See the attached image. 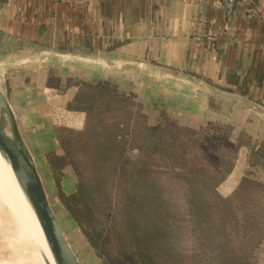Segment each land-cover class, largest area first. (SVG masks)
Masks as SVG:
<instances>
[{
  "label": "crops",
  "instance_id": "obj_1",
  "mask_svg": "<svg viewBox=\"0 0 264 264\" xmlns=\"http://www.w3.org/2000/svg\"><path fill=\"white\" fill-rule=\"evenodd\" d=\"M246 3L254 18L243 4L225 15L217 0H0L3 92L40 176L58 152L56 126L74 118L68 105L79 87L108 83L155 117L228 125L235 139L244 133L250 142L219 186L224 197L234 192L264 144V116L197 82L264 111V0Z\"/></svg>",
  "mask_w": 264,
  "mask_h": 264
},
{
  "label": "rangeland",
  "instance_id": "obj_2",
  "mask_svg": "<svg viewBox=\"0 0 264 264\" xmlns=\"http://www.w3.org/2000/svg\"><path fill=\"white\" fill-rule=\"evenodd\" d=\"M2 73L3 71H1L0 74ZM2 77L0 76V89L4 91L6 90V83ZM134 105L138 109L139 114L135 116L136 118L133 122H135L138 127L154 128L159 124V118L163 116V119L166 118V120L176 123L175 126L177 128L180 126L185 127L166 114L161 113L158 117H155L146 107L143 108L139 103L135 102ZM53 119H55L56 123L61 124L54 114ZM122 120L123 119H121V122H123ZM204 125L197 128H187L197 131ZM56 127H58V125ZM173 131L175 132L174 129ZM136 132L140 134L137 135ZM136 132H133L131 139H129L131 141L126 140L124 138L125 133L118 128L106 131L99 130L98 132L91 130L87 133V136L81 140H76L73 133L68 132L63 138L65 148L58 145L56 156L65 160L62 162V165L59 166L60 168L58 170L53 169L48 161L49 155L46 158L47 176L44 177L43 175L41 178L44 182L51 206L61 224V228L72 248L77 253L81 263L109 264L104 254L95 249L87 240L85 236L86 230H84L78 222L79 216H73L70 212L72 209H77L75 197L79 187V178L77 170L73 167L75 164L76 166L78 165L79 172L85 177V181H88V186L86 187L87 194L85 195L86 197H83V200L86 199L84 201H87V198H90V200L85 203L89 205V209H91L92 212L91 218L94 220L93 230L107 241L108 248L106 252L113 257V261L116 262L115 264H118V260L122 264H129L128 261L131 258H133V261H136L134 255L140 259L138 254L141 251H139V249L142 251H146L147 249L150 253H154V256L155 254L159 255L161 253L152 243H149L148 246H143V244L142 246L138 245L137 242L134 241V236L129 231L131 226L127 218L129 214H127L126 211H131L129 208L132 209L133 206L129 207L127 203H125V193L129 189L128 178L130 174V166H127V164L131 161H135V158L139 159L142 155V157L149 159L151 164H155L153 165V173L155 172L156 174L155 177H153V182L165 189L166 193H164V195L166 198L172 199L173 204L169 208L176 209L173 211L174 213L169 210L171 218L169 219L170 222L168 226L170 230L168 241L170 242H167V244L169 245V243L174 242L177 246L176 251L179 254L177 262L175 263L174 259V261L172 260V264H228L227 260L230 259V256H228L229 251L230 255L232 251L235 264H264V235L255 249H253L251 256L247 258L243 253V248L246 247L244 245L247 243L246 237L249 234L248 232L253 229V225L251 226V224L254 223L252 210H255L254 206H264V192L256 190V193H249V195L247 193H242V195L237 197L234 214L235 225L232 236L229 235L232 231L231 228L221 227L217 230L218 223L214 224V226L210 224L211 227H217L216 229L214 228L216 231L210 227L207 229V226H204L205 224H201V226L200 224H194L193 216L189 215L184 201V191H186L185 189L189 187V185L184 182V173L181 166H179V163H173L171 157L173 153L179 156L185 154L187 157L192 154L196 156L205 154L196 147H186V138L183 133L177 134L178 139L174 147H171L173 145L170 144V138H168V133H166L162 136L164 139V141H162L163 147L159 146L152 151L148 149L150 146L145 144L146 138L143 137L144 129L140 130L138 128ZM110 133H115V135H106ZM142 138L143 144L141 143ZM167 139L168 141H166ZM229 139L235 141L233 133ZM128 141L133 143L128 144ZM105 143H108V145H105ZM168 148H173V152H170ZM113 149L114 155H111ZM223 153L227 154L229 159H232L231 166H233L237 151L234 154L235 156H233L231 152ZM65 156L69 157L68 160L64 158ZM72 163L75 164L73 165ZM134 166L135 165H133V167ZM212 166L213 163L209 162L206 168L211 172L213 170L214 173H217L218 179L221 177L223 178L217 183L214 190L219 197L227 198L230 194H226L225 197L222 196L223 194L221 195L219 192V186L223 184L229 173L224 171V167L215 169V167L213 166L214 168H212ZM231 168L232 167H230V169ZM251 170L249 174H246L247 178L245 179L254 181L258 185L264 184V167L257 163ZM63 183L68 185L70 190H72L71 193L68 194L63 191L61 187ZM211 208V206H208L206 211L200 213L205 214V212H211ZM161 209L162 207L156 210L159 211ZM257 213H260V211ZM218 215L222 218L224 217L223 219L227 218L226 215L221 216L219 213ZM213 216L214 218L218 217L216 215ZM260 227L264 228V226H259L257 228ZM0 229L3 230V232L0 231V262L6 258L9 251L13 252L14 250L15 257L25 255L27 247L19 249L13 248L15 244L12 235L13 225L4 218L0 221ZM148 232L150 233V231ZM1 233H3V235ZM8 240H11V244H8ZM225 242L227 243L225 244L226 248L224 247ZM30 249L35 250L40 255L36 247L31 246L29 247V250ZM226 249H228V251ZM225 252L228 255H226ZM134 264L141 263L137 261Z\"/></svg>",
  "mask_w": 264,
  "mask_h": 264
},
{
  "label": "trees",
  "instance_id": "obj_3",
  "mask_svg": "<svg viewBox=\"0 0 264 264\" xmlns=\"http://www.w3.org/2000/svg\"><path fill=\"white\" fill-rule=\"evenodd\" d=\"M68 109L72 112L74 118L71 122L56 127L55 130L58 144L63 148H65L63 138L68 132H72L76 140H81L86 137L87 133L91 130L98 132L99 130L106 131L118 128L125 133L124 138L129 140L133 132H136L138 128L140 130L144 129L143 137L146 138L145 144L150 146L148 149L152 151L163 145L162 141H164V139L162 136L166 133H168V138H170V144L173 145L171 147L175 146V142L178 139L177 134L183 133L186 138V147H196L205 154L202 156L192 154L187 157L185 154L179 156L173 153L171 157L173 163H179V166H181L184 173V182L189 185V187L185 189L186 191H184V201L189 215L193 216L194 224H200V226L201 224H205L204 226H207V229L210 227L216 231L215 229L217 227H211L210 224L214 226V224L218 223L217 230L221 227L231 228L232 231L229 235L232 236L235 225L234 214L237 197L242 195V193H247L248 195L249 193H256V190L264 192V184L258 185L249 179H244L227 198H221L215 192L214 189L217 183L223 178L221 177L218 179L217 173H214L213 170L212 172L209 171L206 166L209 165V162H212L215 169L224 167V171L229 173L231 170L230 167H232V159H229L228 155L223 152H231L233 156H235L234 154L240 146L250 142L249 138L242 132H240L235 141L230 140L229 137L233 133V128L228 125H222L217 122H207L199 130L195 131L182 126H178L179 128H177L175 126L176 123L168 121L166 118L163 119V116L159 118V124L154 128L138 127V125L133 122L136 118L135 116L139 114L138 109L134 105V101L130 97L119 94L116 88L108 83L81 85L76 96L69 103ZM121 119H123V122H121ZM79 121L81 122L80 126L78 125ZM136 134L139 135L140 133L136 132ZM106 135L114 136L115 133ZM166 141H168V139ZM132 143L129 142L128 144ZM141 143L143 144V138ZM105 145H108V143H105ZM168 150L173 152V148H168ZM113 152L114 149L111 155H114ZM66 156L64 158L68 160L69 157ZM48 161L53 169L58 170L60 168L59 166H61L62 162L65 160L56 156V154H50L48 156ZM150 162L149 159L141 155L139 159L135 158V161H131L127 164V166H130V174L128 178L129 189L125 193V203H127L129 207L133 206L135 210L129 208L131 211H125L129 214L127 215L128 222L131 226L129 231L134 236V241L140 246H142V244L143 246H148L149 243H152L161 253L159 255L155 254L154 256V253L151 252V254L147 249L146 251L139 249V251H141L138 254L140 259L134 255L136 261H133V258H131L128 263L134 264L138 261L141 264H172V260L174 261V259L175 263L177 262L179 254L176 251L177 246L174 242L169 243V245L167 244V242H170L168 241V236L170 235L168 226L170 222L169 219L171 218L169 210L174 213L173 211L176 209L169 208L173 204L172 199L166 198L164 195V193H166L165 189L153 182V177H155L156 174L155 172L153 173V165L155 164H151ZM257 163L264 167V144H261L256 150L254 149L251 151L250 164L255 166ZM72 164L74 165L75 163ZM133 165L135 166L133 167ZM213 166L212 168H214ZM73 167L77 170L79 187L75 197L77 209H72L70 212L73 216H79L78 222L84 230H86L85 236L89 243L104 254L107 263L115 264L116 262L113 261V257L106 252L108 248L107 241L93 230L94 220L91 218L92 212L91 209H89V205L85 203L89 201L90 198H87V201H84L86 199L83 200V197L87 194L86 187L88 186V181H85V177L79 172L78 165L76 166L75 164ZM208 206L212 207L210 209L211 212H205V214L200 213L206 211ZM160 207H162V209L157 211L156 209H160ZM254 209L255 210H252L254 213H252L254 223L251 224V226L253 225V229L248 232L249 234L246 237L247 243L244 245L246 247L243 246V253L247 258L251 256L253 249H255L264 235V228H257L259 226H264V206L257 205L254 206ZM259 211L260 213H257ZM217 212L221 216L226 215L227 218L223 219L224 217H220ZM213 215L218 217L214 218ZM148 231H150V233ZM225 244L227 243H224V247ZM226 250L228 251V249ZM225 254L228 255L226 252ZM228 256H230V259L227 260V263L235 264L232 251L231 255L229 251ZM118 264L122 263L118 260Z\"/></svg>",
  "mask_w": 264,
  "mask_h": 264
},
{
  "label": "water",
  "instance_id": "obj_4",
  "mask_svg": "<svg viewBox=\"0 0 264 264\" xmlns=\"http://www.w3.org/2000/svg\"><path fill=\"white\" fill-rule=\"evenodd\" d=\"M197 83L205 89L229 99L237 107L250 109L264 116V111L254 104L247 103L231 93L206 83ZM0 148L9 160L21 187L26 192L27 202L54 264H82L61 228L58 217L49 201L36 162L21 135L15 113L1 89Z\"/></svg>",
  "mask_w": 264,
  "mask_h": 264
},
{
  "label": "bare ground",
  "instance_id": "obj_5",
  "mask_svg": "<svg viewBox=\"0 0 264 264\" xmlns=\"http://www.w3.org/2000/svg\"><path fill=\"white\" fill-rule=\"evenodd\" d=\"M27 201L26 192L0 148V221L5 218L13 225V248L27 247L25 255L19 257L14 256V250L9 251L0 264H54ZM0 231L3 232L2 229ZM31 246L36 247L40 255L35 250H29Z\"/></svg>",
  "mask_w": 264,
  "mask_h": 264
},
{
  "label": "built area",
  "instance_id": "obj_6",
  "mask_svg": "<svg viewBox=\"0 0 264 264\" xmlns=\"http://www.w3.org/2000/svg\"><path fill=\"white\" fill-rule=\"evenodd\" d=\"M56 3H64L69 0H54ZM225 15L233 13L235 8L241 4L244 5L243 13L247 18H254L257 15V8L246 3V0H217ZM261 16V15H260Z\"/></svg>",
  "mask_w": 264,
  "mask_h": 264
}]
</instances>
